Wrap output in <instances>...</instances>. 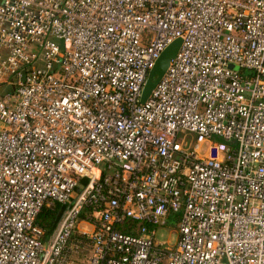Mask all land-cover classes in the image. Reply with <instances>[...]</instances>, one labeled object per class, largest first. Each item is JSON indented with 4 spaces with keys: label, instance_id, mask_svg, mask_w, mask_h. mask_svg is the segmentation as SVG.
<instances>
[{
    "label": "built area",
    "instance_id": "2783aa9c",
    "mask_svg": "<svg viewBox=\"0 0 264 264\" xmlns=\"http://www.w3.org/2000/svg\"><path fill=\"white\" fill-rule=\"evenodd\" d=\"M0 90V264H264V0H0Z\"/></svg>",
    "mask_w": 264,
    "mask_h": 264
},
{
    "label": "water",
    "instance_id": "95a60500",
    "mask_svg": "<svg viewBox=\"0 0 264 264\" xmlns=\"http://www.w3.org/2000/svg\"><path fill=\"white\" fill-rule=\"evenodd\" d=\"M182 45H183V40L176 39L172 44H170L164 50V52L161 54L159 59L156 61L144 85L140 100L141 104H145L149 100L153 91L156 89L158 84L161 82V80L168 72L172 61L177 58ZM231 67L233 68V66Z\"/></svg>",
    "mask_w": 264,
    "mask_h": 264
},
{
    "label": "trees",
    "instance_id": "16d2710c",
    "mask_svg": "<svg viewBox=\"0 0 264 264\" xmlns=\"http://www.w3.org/2000/svg\"><path fill=\"white\" fill-rule=\"evenodd\" d=\"M65 210L66 209L59 204H56L53 209L44 207L36 220V224L46 232L47 236H49L57 228ZM118 230L126 234L131 233L130 228L126 226L119 227Z\"/></svg>",
    "mask_w": 264,
    "mask_h": 264
},
{
    "label": "rangeland",
    "instance_id": "374dc122",
    "mask_svg": "<svg viewBox=\"0 0 264 264\" xmlns=\"http://www.w3.org/2000/svg\"><path fill=\"white\" fill-rule=\"evenodd\" d=\"M234 69L238 68L237 66H233ZM1 91V90H0ZM81 227H86L85 225H82ZM178 234H177V224L173 223L172 225L160 227L158 228V235L157 240L159 242H172V245H174L177 241Z\"/></svg>",
    "mask_w": 264,
    "mask_h": 264
}]
</instances>
